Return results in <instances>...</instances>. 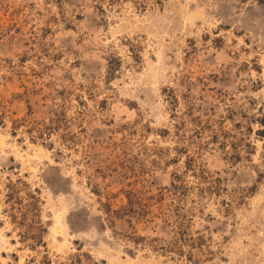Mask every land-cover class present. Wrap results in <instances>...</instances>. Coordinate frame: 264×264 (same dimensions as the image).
<instances>
[{
    "label": "rangeland",
    "instance_id": "rangeland-1",
    "mask_svg": "<svg viewBox=\"0 0 264 264\" xmlns=\"http://www.w3.org/2000/svg\"><path fill=\"white\" fill-rule=\"evenodd\" d=\"M256 120L264 0H0V264H191L159 249L177 223L203 238L192 264H264ZM175 176L190 189L128 212ZM17 180L41 226L12 219Z\"/></svg>",
    "mask_w": 264,
    "mask_h": 264
},
{
    "label": "trees",
    "instance_id": "trees-1",
    "mask_svg": "<svg viewBox=\"0 0 264 264\" xmlns=\"http://www.w3.org/2000/svg\"><path fill=\"white\" fill-rule=\"evenodd\" d=\"M50 121L53 122L54 120L51 119ZM13 123H14L13 124L14 126L21 125L19 121H14ZM22 123H24L23 126L27 128V131H29L33 126H35L34 124L36 122L32 123L30 121L24 120ZM36 124L43 126L44 130H49V129H47L49 126L43 122L42 123L38 122ZM255 124L264 128V121L259 122L256 120ZM49 131H51V129ZM257 132L259 133L260 131L258 130ZM44 136H45V133H43V131H42L41 137H44ZM221 136L225 140L236 139L234 133L226 132L223 130L221 132ZM212 138H213V140H215V142H217L218 135L213 134ZM222 144L224 146H226V142H224ZM230 148L233 150L234 155H236V156L231 155V157H236L237 161H241L242 157L239 153V149L245 148L247 151H251L253 149V146L249 143L243 142V139H240L239 141L237 140L235 142H232L230 144ZM249 154H251V153L247 152V155H249ZM174 178H177L178 181H176V179L173 180V182L170 184V187L165 188V189H161L160 192L156 195L142 196L138 200H134L135 196H134L133 192H130L129 194H127L128 195L127 200H128V204L130 206L128 212L133 214V215H137L138 217H142L144 213H147V211L149 210V207H151L152 202H156L159 205H161V204H163V202L166 200V198L168 196L176 195V193L182 194V193L186 192V190L190 189V188H188V186L185 182H181V179L179 178V176H175ZM18 185L25 186V183L22 180H17V182L15 184H11L8 187L10 192L7 195V201L11 205V209L13 211H20L21 212L20 220H18L14 214L11 215L12 219H14L15 223H18L20 225V227L22 228V227L26 226L25 223L29 219V215H31L32 218L34 219L32 221V222H34V225L35 226L36 225L41 226L42 223H41V219L39 216L41 201L39 200V198L37 197L35 192L30 191V192H28V194H26V196L28 198V204H26V207L23 210L22 209V205H23L22 199L20 197L16 196V194H18V192L20 191V187ZM26 187H27V185H26ZM16 206H20V207L17 208ZM177 216H180L182 219L185 217L184 214H182V213L180 214L179 210H178ZM170 222H172V220H170ZM184 224L185 223L175 224L174 229L176 230V235L173 237L169 246H166V247L159 246L160 247L159 249H161V251L165 252V253H167V252L174 253V251H175V253H178L179 256L184 257L191 264L192 263H199L202 256H195L191 252H185L183 247L185 245H187L190 248H197L198 247V249H201V247H199V245H201V242H203V238L200 236H197V237L188 236L189 228L187 225L185 226ZM27 228H32V226H27ZM28 235H29L28 233H27V236L25 235V233H21V234H19V237H20V239L25 240L28 237ZM30 239H32L35 244L43 243V235L42 236L41 235H35L34 237H31ZM168 250H170V251H168ZM75 264H82V262H81V260L77 259ZM94 264H98V263L94 262Z\"/></svg>",
    "mask_w": 264,
    "mask_h": 264
}]
</instances>
